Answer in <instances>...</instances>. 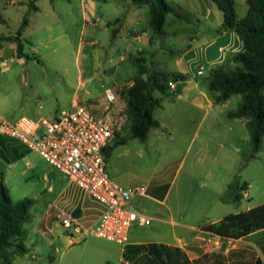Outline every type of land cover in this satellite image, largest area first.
Here are the masks:
<instances>
[{
  "label": "rangeland",
  "instance_id": "374dc122",
  "mask_svg": "<svg viewBox=\"0 0 264 264\" xmlns=\"http://www.w3.org/2000/svg\"><path fill=\"white\" fill-rule=\"evenodd\" d=\"M84 1L54 0L56 9L61 12L63 22L54 26L52 30L46 32L42 30L40 37L44 41L43 45L34 43V50L37 53H32L33 47L26 44L25 52L29 57L47 58V66L56 72L50 77L56 87L55 91L51 88V91H48L51 92L49 96L52 98L49 104L59 110L70 109L80 75L83 80L87 79V74L94 75L95 79L90 86L93 85L98 94L104 93V95L88 100L85 103L86 107L92 109L94 114L108 116L115 123L117 128L115 138L129 139L126 145L117 147L107 159V171L110 177L121 186H146L148 196H155L158 201L163 200L165 194L169 193L166 205L171 210L170 217L174 223L163 220V218L169 219L166 208L148 198L139 197L133 203L142 213L152 218V223L146 227H138L135 233H140L147 240L154 242L169 241L173 237L174 227L179 233L193 228L187 231L189 234L185 233L183 238L179 237L177 243L191 252L204 253L207 249L203 240L195 238V234L191 233H195L196 229L204 225H210L223 213L231 212L236 208L228 205L215 207L218 201V187L223 183L225 176L229 175L226 165L229 168H236L239 162L243 164L241 170L236 169L237 180L241 176H250L255 170L264 167V154L259 159L247 161L246 158L251 153L250 145L243 141L240 134L234 138V142L228 134L229 127L233 123V120L228 118V113L237 109L241 97L233 96L228 102L211 108L209 113L205 107L196 109L182 100L172 102L167 98L164 101L165 105L154 112V118L159 124L161 123L160 126L152 128L146 140L133 139L132 123L127 114V92L134 83L133 77L137 69L135 64L131 60L121 63L122 51H110L109 58H103L104 53L100 45L93 48L99 54L94 60L90 58V54L93 53L92 48L89 51L87 49L82 55L78 54L82 37L85 42H89L95 36L90 32L89 27L84 35L81 34L84 11L89 16L93 12L96 15L94 17L104 21L108 20L107 18L112 20L115 9L126 11L133 7L132 1L87 0L89 10L85 8ZM167 1L177 8L181 17L174 14H169L167 17L166 38L158 46L165 48L164 53L159 57L160 60L170 64L162 67V70L175 69L180 59L193 57L194 53L190 50H194L197 43L190 47L187 36L201 39V35L197 36V34L203 29L205 37L211 38L212 19L202 16L206 15V8L208 9L206 4L201 5V3L193 9L186 4V0ZM203 1L214 5L210 0ZM30 2L31 0H0L2 32L15 34L22 25L24 17L31 18L33 13L30 8L34 3L30 4ZM39 6L44 10L53 8L52 0H40ZM214 7L218 15H222L217 6ZM249 10L248 0H237L236 11L239 21L247 17ZM21 11L25 12L22 18ZM3 18L8 21L6 24L3 23ZM148 25L146 18L144 26ZM132 44L136 49L141 47L137 42ZM54 50L57 53H54ZM201 57L194 63L195 75L192 74L191 79L188 80L198 78L207 86L211 76L210 69L201 67L203 74L197 75L199 65L203 64ZM35 61L31 60L30 63H36ZM147 64L150 66V63ZM19 67L17 69L21 71L23 66ZM33 67L34 78L37 79L38 75L42 77L41 66L33 64ZM64 67L67 69L66 79H63L61 70ZM105 72L115 76L118 72L127 82L122 89L111 88L117 95V99L112 104L105 95L107 88L105 86L112 85L102 86V78L107 75ZM14 74V71H0V114L10 121L26 114L20 102L26 97L33 98V94L17 85ZM129 80L132 83L128 84ZM178 83L181 82L175 84ZM88 87H81V90L84 91ZM154 94L163 102L161 96L164 95L157 91ZM56 96L60 98L59 104L54 101ZM214 96L215 93L211 92V98L214 99ZM119 102L125 104V107L119 106ZM234 125L238 126L236 123ZM114 142L115 139L112 144ZM10 145L6 142L1 145L3 148L0 147V190L3 182L12 205H17L27 198L35 201L30 210L31 220L24 226L23 239L15 241V245L23 243L28 253L20 256L15 247L8 249L13 264H119L120 254H117V250L112 252L108 248L110 242L99 238L71 235L59 221L58 215L61 211L53 218L50 217L49 206L59 207L75 215L76 213L82 215L84 212L87 217L95 218L98 209L91 202L88 194L77 188L35 151L19 144L23 156L16 158L12 150L14 148ZM237 146L242 150L241 153H237L235 149ZM83 207H87L85 211ZM178 225L186 229L181 230ZM226 225L222 222L216 226V230L227 234L229 224ZM233 231L237 230L228 232ZM194 240L197 244L192 242ZM192 254L195 256L196 253Z\"/></svg>",
  "mask_w": 264,
  "mask_h": 264
},
{
  "label": "crops",
  "instance_id": "0c3cea01",
  "mask_svg": "<svg viewBox=\"0 0 264 264\" xmlns=\"http://www.w3.org/2000/svg\"><path fill=\"white\" fill-rule=\"evenodd\" d=\"M210 1L217 6V4L214 1L212 0ZM84 2H85L84 5L85 8L89 10L88 1L85 0ZM33 3L34 6H31L30 8V11L33 14H31V18H28V25L24 29H22V34L20 36V39L23 41L24 44V54L27 56L21 58L17 52V43L12 40H5L7 38L16 37L18 35V32L22 28L23 22L20 28L16 30L15 34L12 32L4 33L0 28V71L1 72L14 71L15 73L14 75L16 76V80H17V85L21 87L22 90H27L31 94H33V98L26 97L22 102H20L22 110L26 111V114H24L23 116H29L33 118L46 117L53 119L56 117L58 112L61 111L59 109L53 108L52 104H49L52 98H50L49 96L51 92L49 93L48 91H51V89L55 91V87H56L51 82L50 77L53 76V74H55L56 72L52 71V69L49 66H47V61H48L47 58L45 59L42 56H40L39 58H36L35 56L29 57L27 52H25L26 51L25 49H26V44H30L33 47L31 49L32 53H37L36 50H34L35 49L34 43L43 45L44 41H42L40 37L41 33H43L42 30H44L45 32L48 30H52L54 29V26L61 24L63 20L61 19V12L57 10L55 7L56 3L54 2V0L52 1L53 8H49L46 10H44L39 6L40 0H35ZM30 4H32V0ZM186 4H188L193 9L194 8L196 9L199 6V4L201 5L206 4V6H208V9L206 8V15H202V16L205 18L210 17L213 20V21L211 20V28H210L211 38L205 37L203 29H201L200 32L197 34V36L201 35V39H198L197 37L187 36L189 38L188 45L190 47H192L194 44L197 43L196 48L194 50H190V52L194 53L193 57H190L188 59L185 58L180 59L175 69H171V70L161 69L162 67H167L170 64L169 62H165L163 60H160L159 58L160 55L164 53L165 48L163 46H158V45L159 43L161 44L163 42L164 38H166L167 32L165 30V26H164L163 34L156 35L153 32L150 25V21H151L150 7L147 4H142V5L133 4V7L128 8L126 11L115 9V16L113 17V19L111 20L107 18L108 20L106 21L94 17L96 15L93 12L89 16L87 12L84 11L83 13L84 25L82 27L81 34L84 35V33H86L89 27L91 30L90 32L95 36L91 40L89 39L90 40L89 42H85L84 37H82L78 49V54L82 55L86 53L87 49L88 51L90 48H92L93 50L94 47L100 45V48H102V52L104 53L102 54L103 58L106 59L109 58L110 51L111 52L122 51V54H120L121 63H125L128 60H131L137 68V61L139 59H142L143 61H145V65L148 66L149 68H154L168 73H176V72L183 73L188 75L190 79L192 77V74H194L195 72V70H193L194 63L198 62L199 57L201 56H202L201 58L203 60V64L199 65L197 71L198 76L203 74V72L200 74L201 67L209 68L210 73H212L214 69L219 67L234 68L236 64L233 61V57L238 54L248 53V51L245 47L244 42L242 41L241 37L237 34L236 31L228 30V31L219 32L221 30L222 25L224 24L223 12L217 6V8L222 12V15L219 16L218 13L216 12V8L214 7V5L205 3V1L203 0H186ZM170 5L173 6L172 4ZM173 7L177 10L175 6ZM24 13L25 12L21 11L20 13L21 18L24 16ZM146 18H148V23H149L148 26H144ZM2 21L4 24L8 22L7 19L5 18H3ZM135 42L141 45V47L136 49L135 46L132 44ZM54 53H57V51L54 50ZM98 56L99 54L95 50H93V53L90 54V58L93 60L95 57ZM31 60H36L37 62L35 61L36 63H30ZM147 63H150V66ZM33 64L37 66L39 65L41 66L40 68L41 70H43L42 77H40L37 74L38 78L37 79L34 78ZM21 65L23 67L21 71L20 69L18 71L17 68ZM61 70H62L63 79H66L67 69L64 67L61 68ZM105 73L107 74V72ZM87 75H86L87 76L86 80H83V78L80 75L79 83L77 85V91L75 92L72 99L73 103L71 108L75 107L78 104L86 106L85 103L88 100H91L92 98L93 99L99 98L102 95H104V93L102 95L98 94L95 87H93V85L90 86L93 83L95 76L91 74H87ZM131 80L128 81V84L131 82ZM125 82H126L125 78H123V76L118 74V72L116 76L114 74H107L102 78L103 87L109 84L112 86H105V87L113 88V89L115 88L116 90L122 89ZM209 83L210 80L206 86L203 82L201 83L200 80H198V78L196 79L193 78L192 81L187 80L185 82L175 84V89L172 90L173 92L172 96H166V97L161 96V98H163V102L160 108H162L165 105L164 101L165 99L168 98L172 102L182 100L188 103L189 105L195 107L196 109L205 107L207 108L208 113L211 112V108H214L217 105H215V103L213 102L214 101L213 98H211ZM85 86L86 87L89 86V87L86 88V90L82 91L81 87H85ZM54 98L56 104H59L60 98H58L57 96ZM119 106L125 107V104H121L119 102ZM90 111L93 110L91 109ZM44 114L47 115L45 116ZM232 120L233 123L232 125H230L228 130V134L230 135L232 141L240 134V137L244 139L243 141L249 144L251 147L250 133L247 128V119H232ZM234 123L238 124V126L236 125V127L238 128L235 127ZM6 142L7 144L8 143L11 144L10 146L14 148L12 150L14 151L16 158H21L23 156V151L20 150V145L18 143L8 138L0 136V147H2L1 145H4ZM235 149L237 153H241L240 151H242L238 146L235 147ZM263 154H264V141L261 151L252 160L259 159ZM239 164L236 168H232V167L229 168L226 165V169H228L229 175H226L225 179L223 180V183L219 185L217 191L218 201L215 203L216 204L215 207H219L220 205H228L236 208H234V210L231 212L223 213L222 216H220V218L214 219L213 222H211V224L217 225L221 223L224 220V218L227 217L228 215L247 212L253 208L264 205V167L260 170H255L254 173L250 176L245 175V176H241V178L238 179L240 187H242L245 184L247 185L246 195H243L241 200L239 201H234L231 199L227 201L222 200V198L228 194L229 185L235 179H237L235 175L238 172V170L236 169H240V170L242 169L243 164H241L240 162ZM168 195H165L163 200H159L162 202H159L155 196L151 197L150 195L148 196V194L144 198H148L152 201H155V203H158L164 208H166V211L168 212L169 215V219L163 218V220L165 222L167 221L170 223L171 222L174 223V221L170 217L171 210L166 205ZM88 197L98 209V214L95 216V218L87 217L84 212L82 215H80L79 213H76L75 215L72 212L62 210L59 207L49 206V208L51 209L50 217L53 218V216H55L59 211H61L64 213L71 214L73 217L79 219L84 227L91 226L100 217L103 211V207L99 205L97 202H95L89 195ZM219 201L220 203H218ZM86 208L83 207L82 209L85 211ZM138 227L140 226L138 225L132 226L129 234V242L126 245H119L112 242H110V245H108V248H110L112 252L113 250H117V254H120L121 261L119 262V264L123 262V253L127 245H140L147 243H159V244H166V245H173L180 247L187 253L191 261H196L200 259L204 254L210 252L224 254L225 256H228V254L231 251H248L255 256L256 260L260 259L264 264V229L254 230L251 232H242V234H240L242 235L241 236L242 238H240V241L238 242L237 246L234 248L230 247L228 241H226L224 242V246L221 249H214L211 251L200 253L195 251L191 252L188 248H185V246L177 243L179 237L183 238L184 235H186L185 233L189 234V232L187 231H190L193 228L186 229L185 227L179 226L181 230L186 229L185 231L179 233L176 231V228L174 227L173 237L170 238L169 241L160 240L154 242L152 240H147L140 233L138 234L135 233V230ZM191 234H195L194 237L200 239V234L198 233V229H196L195 233H191ZM92 237L93 236H91V238ZM93 238H97V237H93ZM188 241L191 242V240ZM192 242L197 244V241L195 240ZM192 253H196L194 254L195 256H193ZM108 254L111 253L108 252ZM248 260L249 259L247 257L245 258V256L242 259V261L244 262H247Z\"/></svg>",
  "mask_w": 264,
  "mask_h": 264
},
{
  "label": "trees",
  "instance_id": "16d2710c",
  "mask_svg": "<svg viewBox=\"0 0 264 264\" xmlns=\"http://www.w3.org/2000/svg\"><path fill=\"white\" fill-rule=\"evenodd\" d=\"M35 0H32L34 2ZM53 1V0H52ZM135 5L147 4L150 7V25L156 35L164 32V26L169 14L177 17L181 15L166 0H131ZM224 14L222 31L234 30L241 37L248 53L233 57L234 68L219 67L212 71L209 90L215 93V105L224 104L233 96H240L241 102L237 109L228 113L229 119H247L250 133L251 153L246 159L252 160L261 151L264 141V0H248L250 10L245 19L239 21L236 11L237 0H212ZM28 25L24 19L21 30L16 37L7 38L17 43L18 55L22 58L24 44L20 39L22 29ZM4 40V39H2ZM189 76L183 73H168L145 65V61H137V71L134 83L127 92V114L130 119L133 139L146 140L152 128L160 126L154 118V112L161 107L162 102L155 96L159 92L164 96H172V83L185 82ZM128 138H115L106 150L107 159L119 146L126 145ZM247 185L239 186L235 179L230 185L228 194L222 198L241 200L242 192ZM166 195V194H165ZM35 201L21 200L12 205L4 183L0 190V264H13L8 249L14 248L20 256L28 253L23 243L15 245V241L23 239L24 226L31 220L30 210ZM229 224L228 231L235 233H220L214 224L204 225L202 228L223 238H242V232L264 229V205L247 212L231 214L222 221ZM221 222V223H222ZM219 223V224H221ZM228 226V225H226ZM226 230V229H225ZM241 230V231H240ZM239 234V235H238ZM247 257V262L242 259ZM121 264H263L248 251H231L228 256L219 253H206L200 259L191 261L187 253L180 247L159 243L127 245L123 253Z\"/></svg>",
  "mask_w": 264,
  "mask_h": 264
},
{
  "label": "built area",
  "instance_id": "2783aa9c",
  "mask_svg": "<svg viewBox=\"0 0 264 264\" xmlns=\"http://www.w3.org/2000/svg\"><path fill=\"white\" fill-rule=\"evenodd\" d=\"M171 88L175 89V83ZM105 95L110 104L117 99L111 88L105 89ZM116 133V125L108 116L94 114L81 104L61 110L53 119L21 116L10 121L0 114V136L38 153L103 207L98 220L88 227L71 214L59 213L66 231L126 245L132 226H149L152 219L133 203L147 196V187L120 186L107 171L106 150ZM242 194L246 195V190ZM198 233L207 251L223 248L226 241L234 248L240 241V238H223L206 228L198 229Z\"/></svg>",
  "mask_w": 264,
  "mask_h": 264
}]
</instances>
